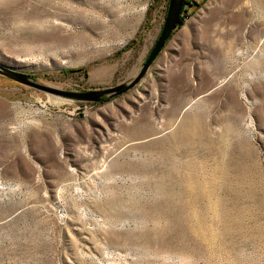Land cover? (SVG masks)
Segmentation results:
<instances>
[{
	"label": "rangeland",
	"instance_id": "1",
	"mask_svg": "<svg viewBox=\"0 0 264 264\" xmlns=\"http://www.w3.org/2000/svg\"><path fill=\"white\" fill-rule=\"evenodd\" d=\"M168 2L0 0V65L68 92L128 82ZM183 12L119 97L0 76V264H264V0Z\"/></svg>",
	"mask_w": 264,
	"mask_h": 264
},
{
	"label": "water",
	"instance_id": "2",
	"mask_svg": "<svg viewBox=\"0 0 264 264\" xmlns=\"http://www.w3.org/2000/svg\"><path fill=\"white\" fill-rule=\"evenodd\" d=\"M186 0H169L166 15L159 32V35L150 49L146 59L144 60L140 70L128 82L118 84L114 87L91 90L85 92H68L53 87L41 85L37 83L31 76L20 73L0 65V76H3L17 84L40 91L50 96L59 97L63 100L84 102V103H100L108 99L119 97L132 88L137 86L144 78L149 67L162 50L165 42L169 39L171 33L176 28L181 10Z\"/></svg>",
	"mask_w": 264,
	"mask_h": 264
},
{
	"label": "trees",
	"instance_id": "3",
	"mask_svg": "<svg viewBox=\"0 0 264 264\" xmlns=\"http://www.w3.org/2000/svg\"><path fill=\"white\" fill-rule=\"evenodd\" d=\"M186 4H188V0H186V2L184 3V6ZM184 6H183V8L181 10V13H180V16H179V19H178V22H177L176 26L182 25V23H183V13L185 12V11L183 12Z\"/></svg>",
	"mask_w": 264,
	"mask_h": 264
},
{
	"label": "bare ground",
	"instance_id": "4",
	"mask_svg": "<svg viewBox=\"0 0 264 264\" xmlns=\"http://www.w3.org/2000/svg\"><path fill=\"white\" fill-rule=\"evenodd\" d=\"M141 16V15H140ZM1 189V188H0Z\"/></svg>",
	"mask_w": 264,
	"mask_h": 264
}]
</instances>
